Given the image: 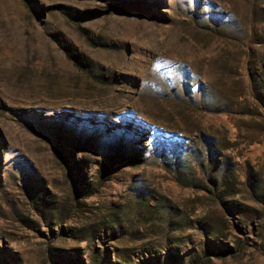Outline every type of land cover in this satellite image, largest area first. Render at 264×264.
Masks as SVG:
<instances>
[{
  "label": "rangeland",
  "instance_id": "obj_1",
  "mask_svg": "<svg viewBox=\"0 0 264 264\" xmlns=\"http://www.w3.org/2000/svg\"><path fill=\"white\" fill-rule=\"evenodd\" d=\"M171 257L264 264V0H0V264Z\"/></svg>",
  "mask_w": 264,
  "mask_h": 264
},
{
  "label": "trees",
  "instance_id": "obj_2",
  "mask_svg": "<svg viewBox=\"0 0 264 264\" xmlns=\"http://www.w3.org/2000/svg\"><path fill=\"white\" fill-rule=\"evenodd\" d=\"M77 64L79 66H82V62H80V61H77ZM257 97H259V96H257ZM172 214H173V212L171 209L168 208L165 210V217H163V219H165L166 224L170 223V217ZM186 225L187 226L183 225L181 229H185V228L189 229L188 224H186ZM173 228H174V230H177L178 226H174ZM170 229H172L171 226H168V230H167L168 232L170 231V233H171L172 231H174V230H170ZM55 263L58 264L57 262H55ZM147 264H164V263H162V260L160 258H155V259L152 258V261L149 260ZM165 264H175V261L171 257L170 260ZM189 264H201V262L195 261L193 258H191V260H189Z\"/></svg>",
  "mask_w": 264,
  "mask_h": 264
}]
</instances>
